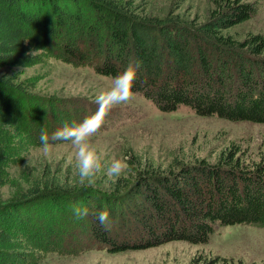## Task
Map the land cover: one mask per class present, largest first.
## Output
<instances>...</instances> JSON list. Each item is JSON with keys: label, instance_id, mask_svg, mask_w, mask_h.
I'll return each instance as SVG.
<instances>
[{"label": "trees", "instance_id": "1", "mask_svg": "<svg viewBox=\"0 0 264 264\" xmlns=\"http://www.w3.org/2000/svg\"><path fill=\"white\" fill-rule=\"evenodd\" d=\"M134 1L0 0V65L36 63L45 51L115 77L133 63L138 65L133 91L160 110L186 104L199 115L264 122V30L242 38L226 32L253 16L256 4L212 0L208 17L195 22L178 14L150 15ZM26 87L0 76V185L14 157L10 124L22 127L21 143L28 146V133L29 143L40 145L42 129L51 133L55 120L74 121L59 106L28 103ZM238 150L229 148L216 163L201 159L176 170L138 169L130 178H118L111 190L81 185L46 168L23 200L0 205V264L26 263L28 251L17 242L15 228L35 211L47 221L36 202L74 207L81 202L89 209L82 220L88 230L81 233L114 252L174 239L206 242L221 224L264 227V161L245 164ZM102 210L110 213L111 230L96 219ZM45 239L55 246L50 233Z\"/></svg>", "mask_w": 264, "mask_h": 264}, {"label": "rangeland", "instance_id": "2", "mask_svg": "<svg viewBox=\"0 0 264 264\" xmlns=\"http://www.w3.org/2000/svg\"><path fill=\"white\" fill-rule=\"evenodd\" d=\"M244 1L256 4L257 11L226 30L237 38L249 31L264 30V0ZM134 4H140L150 15L178 14L185 21L195 22L205 20L213 7L212 0H135ZM39 52L41 60L36 63L0 65V76L28 85L25 91L31 105L38 101L46 102L53 109L59 106L73 122L94 112L95 96L111 86L113 77L96 72L91 65L73 64L45 51ZM134 93L130 103L110 111L105 124L92 138L93 145L103 154L105 166L113 159L125 160L127 169L120 177L130 178L142 168H154L157 172L176 170L180 163L201 159L216 163L233 146L239 148L237 154L245 164L264 161V122L199 115L186 104L163 111L150 99ZM61 113L57 112L58 118ZM54 123L56 130L66 122L55 120ZM9 127L14 157L0 185V205L23 200V192L40 181L46 168L51 174H69L79 183L72 166L74 149L70 143L54 144L45 156L40 145L29 143V133L28 146L21 143L26 134L22 127L15 124ZM28 159L32 161L31 166ZM118 178L109 179L102 172L91 187L111 190ZM33 204L48 219L37 218L35 211L28 223L15 228L17 242L28 251L25 264H205L217 258H221L218 264H264L263 226L221 224L206 242L174 239L150 248L114 252L91 243L87 234H83L88 229L83 219L73 214L76 205L62 201L55 206L48 202ZM78 206L83 207L81 202ZM46 233L52 236L54 247L46 241Z\"/></svg>", "mask_w": 264, "mask_h": 264}, {"label": "clouds", "instance_id": "3", "mask_svg": "<svg viewBox=\"0 0 264 264\" xmlns=\"http://www.w3.org/2000/svg\"><path fill=\"white\" fill-rule=\"evenodd\" d=\"M137 75L138 65L129 63L113 77L111 86L95 96L94 103L97 107L94 112L79 122H66L51 133L42 129L39 137L42 154L49 155L52 146L58 142L70 143L74 149L72 166L79 177V183L84 186H93L97 175L102 172L109 179L122 176L127 169L125 160L113 159L105 166L103 154L93 145L92 138L103 127L113 108L128 104L134 99L133 88ZM31 164V159H28V166ZM73 214L78 219H83L89 215V209L77 206L73 209ZM95 215L101 227L106 231L111 230L112 221L107 210L96 212Z\"/></svg>", "mask_w": 264, "mask_h": 264}]
</instances>
